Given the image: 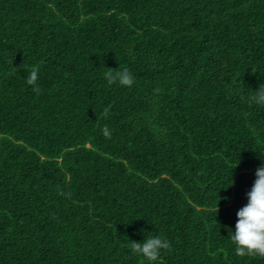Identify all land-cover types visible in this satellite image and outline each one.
Here are the masks:
<instances>
[{
  "label": "trees",
  "instance_id": "1",
  "mask_svg": "<svg viewBox=\"0 0 264 264\" xmlns=\"http://www.w3.org/2000/svg\"><path fill=\"white\" fill-rule=\"evenodd\" d=\"M259 85L264 0H0V264H151L130 244L155 235V264H264L229 238Z\"/></svg>",
  "mask_w": 264,
  "mask_h": 264
},
{
  "label": "clouds",
  "instance_id": "2",
  "mask_svg": "<svg viewBox=\"0 0 264 264\" xmlns=\"http://www.w3.org/2000/svg\"><path fill=\"white\" fill-rule=\"evenodd\" d=\"M104 78L109 85L118 83L120 86L130 88L134 83V77L127 68L122 70L107 69ZM38 79L39 68L33 66L26 77V84L31 86L33 92L37 94L40 92ZM253 93L250 97L251 101L264 106V85H259ZM102 132L105 137H111L107 125L104 126ZM247 201V204L236 214L235 232H229V238L234 245L236 256L264 258V163L255 172V181L251 190L247 193ZM130 249L133 255L140 256L151 262V264H155L161 251L171 250V244L167 239L155 235L145 238L142 243L131 241Z\"/></svg>",
  "mask_w": 264,
  "mask_h": 264
}]
</instances>
